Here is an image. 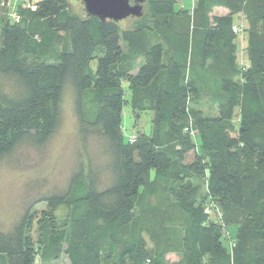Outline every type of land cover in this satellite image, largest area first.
I'll list each match as a JSON object with an SVG mask.
<instances>
[{"label": "trees", "instance_id": "1", "mask_svg": "<svg viewBox=\"0 0 264 264\" xmlns=\"http://www.w3.org/2000/svg\"><path fill=\"white\" fill-rule=\"evenodd\" d=\"M27 1L14 9L18 20L9 10L0 18V159L25 141L48 140L68 86L79 138L103 143L108 180L90 162L73 171L63 192L42 199L68 206L63 227L48 218L34 242L25 213L0 232V264H38L37 242L43 254L62 252L65 262L55 264H168L162 250L147 249L138 213L159 190L181 215L175 244L188 264L227 255L223 225L237 228L232 264H264V0H197L187 20L180 0H146L159 38L152 41L144 27L77 16L70 0ZM215 7L229 12L214 16ZM239 12L257 31L240 75L232 31ZM124 83L132 110L152 112L149 131L126 141ZM204 87L214 115L200 109ZM200 182L220 218L201 203Z\"/></svg>", "mask_w": 264, "mask_h": 264}, {"label": "rangeland", "instance_id": "2", "mask_svg": "<svg viewBox=\"0 0 264 264\" xmlns=\"http://www.w3.org/2000/svg\"><path fill=\"white\" fill-rule=\"evenodd\" d=\"M27 0H6L4 8L0 6V18L4 17L5 12L12 11L20 4L23 7L28 6ZM197 0H180L175 6L177 11L185 13L184 19L191 16ZM71 12L77 16L84 15V7L80 0H70ZM229 11L224 7H215L214 16H222ZM142 17L128 16L118 21L120 30L133 29L135 27H144L150 40L159 39L157 32L153 28V21L150 16L147 3L143 4ZM234 25L241 28L233 33L234 48L237 55L235 63L236 73L240 75L239 68H245L249 65L246 56V47L248 39L256 33L247 24L244 14L239 12L234 15ZM1 24V23H0ZM141 62V57L136 59L135 69ZM203 87V86H202ZM125 104L121 111V126L124 140L128 135L150 129V120L152 112L133 111L130 107V98L128 97V86L124 83ZM200 100V109L206 115L216 114V107L211 102L213 95L211 89L203 88ZM91 106H84L87 114ZM236 119V118H235ZM79 120L74 111L73 92L70 87H66L61 101V118L55 132L48 140L41 145H34L30 142L19 144L8 155L0 159V232H7L13 225L25 218L28 213L27 228L33 237L34 242L38 239L42 228L48 226V218L53 220L56 229H61L66 221L69 208L66 204L49 206L46 201H42L53 193L63 192L68 184L71 173L80 166L86 167L91 163V168L98 172L100 179L105 183L108 180L107 163L108 156L103 153V143L97 137H89L86 142L79 138ZM131 131H133L131 133ZM130 136V137H132ZM200 185L201 203L206 205L208 202L207 192L204 183ZM146 201V202H145ZM144 205L138 211L144 227L146 228L147 249L152 251L159 249L163 251L164 258L168 264H188L184 255L178 250L175 239L179 234L181 215L174 210L169 197L162 191H158L154 196L145 199ZM213 210H216L220 218L219 209L212 207V203L207 204ZM220 208L221 205L218 204ZM211 214V216H213ZM214 220H217L214 218ZM219 220V219H218ZM237 239V228L235 226L222 227V242L226 248L227 255L219 261L210 262L206 257L203 264H232V247ZM36 262L38 264H55L65 262V256L62 252L54 248L47 254H43V249L38 246ZM143 264H149L147 260Z\"/></svg>", "mask_w": 264, "mask_h": 264}, {"label": "water", "instance_id": "3", "mask_svg": "<svg viewBox=\"0 0 264 264\" xmlns=\"http://www.w3.org/2000/svg\"><path fill=\"white\" fill-rule=\"evenodd\" d=\"M88 16L118 22L128 16L141 17L146 0H80ZM6 2V0H5Z\"/></svg>", "mask_w": 264, "mask_h": 264}, {"label": "built area", "instance_id": "4", "mask_svg": "<svg viewBox=\"0 0 264 264\" xmlns=\"http://www.w3.org/2000/svg\"><path fill=\"white\" fill-rule=\"evenodd\" d=\"M11 17H12L14 20H18V19H19V16H18L15 12H12V13H11ZM238 30H241V28H240L239 26H237V25H233V26H232V31H233V33L238 32ZM238 33H239V32H238ZM243 69H244V68H243ZM130 140H133V138L130 137Z\"/></svg>", "mask_w": 264, "mask_h": 264}]
</instances>
